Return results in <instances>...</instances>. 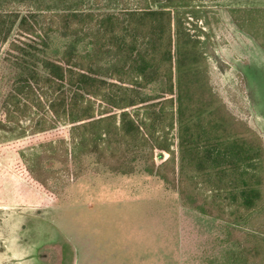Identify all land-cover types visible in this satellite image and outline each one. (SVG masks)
Instances as JSON below:
<instances>
[{
	"label": "trees",
	"instance_id": "obj_1",
	"mask_svg": "<svg viewBox=\"0 0 264 264\" xmlns=\"http://www.w3.org/2000/svg\"><path fill=\"white\" fill-rule=\"evenodd\" d=\"M219 1L0 0V130L29 116L33 131H46L48 159L64 166L84 152L129 174L140 157L144 171L176 188L185 206L220 219L230 214L236 223L264 213L259 138L212 92L200 40L184 24ZM228 9L264 49V6ZM151 86L156 109L145 92ZM62 124L68 144L57 137ZM116 138L129 157L107 156ZM156 150L168 156L157 163ZM41 169L30 165L28 176L53 197ZM243 236V263L264 255V239Z\"/></svg>",
	"mask_w": 264,
	"mask_h": 264
},
{
	"label": "rangeland",
	"instance_id": "obj_2",
	"mask_svg": "<svg viewBox=\"0 0 264 264\" xmlns=\"http://www.w3.org/2000/svg\"><path fill=\"white\" fill-rule=\"evenodd\" d=\"M263 6L264 0H220L199 12V20H184L200 40L212 92L259 138V209L264 208V49L235 24L228 7ZM145 92L158 108V91L151 86ZM115 112L118 120L120 111ZM34 121L24 116L14 130H0V264H264V255L242 261L248 244L243 234L264 239V213L236 223L230 214L220 219L185 206L176 188L144 171L140 157L131 161L129 174L112 172L84 152L80 162L64 166L48 159L46 131H33ZM60 129L57 137L68 144L69 125ZM176 136L174 127L169 130L174 151ZM116 141L107 156L129 157ZM155 155L157 163L168 156L157 150ZM33 164L42 168L38 172L53 197L28 176Z\"/></svg>",
	"mask_w": 264,
	"mask_h": 264
}]
</instances>
